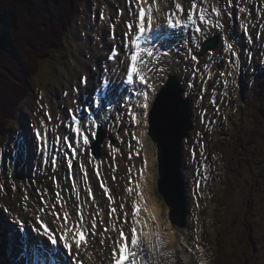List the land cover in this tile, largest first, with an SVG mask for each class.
Masks as SVG:
<instances>
[{
    "label": "snow or ice",
    "instance_id": "snow-or-ice-1",
    "mask_svg": "<svg viewBox=\"0 0 264 264\" xmlns=\"http://www.w3.org/2000/svg\"><path fill=\"white\" fill-rule=\"evenodd\" d=\"M125 9L117 10V19L109 24V39L117 40L116 27L121 16L127 12L128 19L124 21L121 44L119 48L113 44L109 50L107 61L118 62L117 67L109 68L107 62L102 65L99 79L101 83L94 89L90 103L79 105L76 99L73 103L76 107L67 109V116L58 121L55 127L49 128L54 117L48 111V105L41 104L43 97L38 98L37 105L43 110L40 127L33 128L35 151L39 154L43 164L51 167L53 172L60 167L61 162L66 163L68 175L66 179L71 183V191L77 200L81 201L76 206L75 213L67 208V197L63 195L67 189H63L55 176L52 177L57 189L54 193L55 200L46 199L49 193L47 189L43 192L37 190L38 203L30 205V198L26 194L21 204V212L31 213L29 218L16 216L7 223V227L0 225V242L7 241L13 248L14 258L26 257L22 264H85V257L90 261L100 258V264L107 261L108 264H159L163 259L167 264H182L181 258L177 257L174 251H162L167 246L166 241L160 238L158 231H144L148 227L145 221L140 219L141 205L136 201L131 204V213L124 212V203L118 207L113 205L117 201L111 195V190L103 179L99 167L95 170V175L100 179V188L109 202L106 213L108 221L115 215L116 223L109 226L108 222L100 215L99 205L96 204V197L87 181L88 170L81 161L78 165L80 173L85 181L83 190L87 193V198L81 196V186L74 174V161L80 160L85 154L91 155L92 142L97 140L99 133L103 130L105 123L109 120L119 125L127 117L133 124L147 127L151 117L159 115L161 121L168 118V111L164 107L163 101L168 92V71L165 65L176 63L172 57L173 50L179 55L181 47L188 43V37L177 34V30L183 32L189 24L192 26L191 41L195 45V50L201 48L200 38L208 39L210 35L221 34L222 52L220 55L230 54L228 63L235 64L240 53L237 51L238 42L231 36L230 29L226 26L229 18L233 14H246L240 20V29L246 37L248 44L264 42V0H192L187 15L184 17L185 9L179 2L174 3V10L167 13V23L160 25L155 23L154 13L159 12L158 0H125ZM255 11V17L249 21ZM100 19L111 20L104 11L100 12ZM216 30L211 32L210 30ZM251 29H258L253 35ZM179 41L180 43H177ZM209 59H213V50L209 49ZM123 56L124 59H120ZM184 60H189L194 64H199L197 54L193 48L188 47L183 56ZM249 61L251 56L248 57ZM264 63V61H262ZM120 65H123L121 74ZM205 69L209 64L204 65ZM95 71V69H93ZM199 68L193 70V77L197 76ZM232 71H219L220 81L225 88L228 87L227 77L233 76ZM211 79V73L208 75ZM207 83V81H202ZM233 84L236 82L233 80ZM88 77L82 76L79 86L73 88L77 94L81 91V86L87 87ZM188 87H194L189 81ZM206 88H201V95L198 99H203ZM213 98L210 104L215 107L219 114V107L215 99L216 89H212ZM67 92L64 96H68ZM226 95V93H225ZM115 108L116 115L111 113ZM95 109V110H94ZM121 109L125 111L121 113ZM81 113L84 115L82 116ZM207 116V109H202L201 122ZM211 123V122H209ZM63 129V134H61ZM127 134V132H126ZM140 137L144 132L139 133ZM136 143L143 147L140 139L132 133ZM123 142V141H121ZM19 146V145H18ZM112 148L111 142L108 144ZM131 148V143H129ZM117 149L113 148V151ZM139 155V151L136 152ZM193 159L196 157L195 150L191 153ZM131 159V153L129 154ZM147 166V158L144 160ZM114 166L113 170H116ZM139 175L143 177V169ZM128 187L126 192L131 195L134 191L132 185L138 189L140 185L133 180L131 168L128 169ZM116 179L115 176L112 177ZM0 187H3L0 185ZM15 189V185H13ZM140 196L141 201L143 195ZM96 207V212H89L86 217L85 208ZM4 212L9 209L4 208ZM144 211H147L145 208ZM10 214V212H9ZM131 215V220L129 219ZM152 220L156 216L149 212ZM124 225H130L125 230ZM118 235L113 236L112 233ZM153 235L156 239L153 242ZM98 245V248H97ZM153 254L156 260L153 259Z\"/></svg>",
    "mask_w": 264,
    "mask_h": 264
},
{
    "label": "rangeland",
    "instance_id": "rangeland-1",
    "mask_svg": "<svg viewBox=\"0 0 264 264\" xmlns=\"http://www.w3.org/2000/svg\"><path fill=\"white\" fill-rule=\"evenodd\" d=\"M164 5L157 13L159 18L161 19V24L165 25V18L166 13H168V10L174 8V3L178 2V0H164ZM224 0H221V3H223ZM191 3V2H190ZM41 4V2H40ZM105 4V7L107 4L112 9V12L115 13V10L117 7L122 6L123 8H127V5L125 3V0H79V6L78 9L73 17H71L70 21V30L69 34L65 37L66 38V45L61 46L57 53H51L47 58H42L41 66L39 65V70L35 72V76L33 77L32 74L26 77L27 82L24 83L26 91L25 96H20L19 100L17 101L18 110L15 111V114H13L12 117H10L6 123L5 128H3V132L5 133V138L3 139V143L1 146H3L0 149V158H1V166H0V185H5V190L9 191L10 186L15 185V187L19 186L21 189L22 186H27V188L30 190L32 195V200H30V205L32 203H38L37 197V190L39 188H44L45 186H52V175L55 174V177L57 178L58 174L61 175L64 178L66 185H71L68 179H66V168L65 163L61 162V165L59 168L56 169L55 172L51 169V167L47 164H43L41 161V158L38 153L35 151V143L34 138L32 134V128L36 126L38 120H40L39 114H43V110H40L37 105V100L40 97H43V99L40 101L41 104H46V102L49 103V109L50 112L52 110L53 117L59 116L62 118V115L67 114V108L69 105H71V99L65 98L62 96V89H67L69 91L72 90V87L75 86V84L79 81V75H80V68L76 65V61L80 58H84V56H87L86 58L90 57V54H88L87 49L82 47L81 43L86 40H90L94 42L95 38L97 37L95 34H93V29L97 28L98 25H102L101 21H99V14L97 11H99L98 6H101ZM122 4V5H121ZM42 6V5H41ZM51 6V5H50ZM186 8V4L184 3V9ZM123 15V19H125ZM253 19V15L249 17V21L251 22ZM229 23V19L227 21ZM104 26V24H103ZM232 30H233V36L236 38L239 45L244 48L245 46L248 48H252L257 42L253 44H248L246 41L245 36L241 33V29L239 28L238 23L231 24ZM22 29H19V32L22 33ZM211 32H215L216 30L212 29ZM90 33V34H89ZM107 29L105 32L106 37ZM192 35H196L192 32H190ZM89 34V35H88ZM178 35L184 36L183 34ZM219 33H216L215 35H218ZM210 35L209 37L215 36ZM69 36V37H68ZM188 41L189 43L187 47L182 46L180 50V56L176 54L172 55L176 63L171 64L170 66H167V71L169 73L174 74L178 80L180 81V86L183 95L187 94L190 101V108L192 105V121H193V129L189 132V136L187 139V143H192L197 146L196 151V157L193 159L189 155V148L184 146L181 147L182 151V172H183V178L186 179L185 186H186V198H187V220L186 225L184 227H174L176 231L179 232V236L182 239L189 240V245L193 244V241L195 240V236L197 234V231L194 229V220L197 221L199 226H202L203 233L206 234L207 240L210 242V230L209 227H211V223L213 221V215L215 216L216 211L218 208H216L217 204L215 202V198L224 197L225 193L222 192V188L220 186V178L223 173L222 168V161L220 160L219 154L217 153L218 149H216L213 144L216 143L218 140L222 141L221 144L224 145L225 142H227V138H231V135L233 134V127L235 124V120L239 115H241V118L243 121H247L251 124L252 119L247 118L244 116L245 114V106L243 107L242 99L247 97V99L250 98V91L251 87L256 86L255 84H252L253 80V74L256 70V68L260 69L259 67L262 66L263 59V53H260L261 51H264V42H260L259 49H257V57H254V66L255 68L249 66V70L245 73V75H241L236 77L234 74L233 76L228 77L229 84L228 87L225 88L224 86L217 88L216 96H219L220 94H223L220 96L219 99H217V106L219 107V114L216 113L215 107L210 104V97L207 94L203 95V99L200 100L198 97L201 95V88H206L207 91H210V87L217 84V79L214 77H211V79H208V69L204 68V65L207 62H213L220 63L221 66L225 65V71H233V64L228 63L229 61V54L220 55L222 52L223 45L221 43V40L218 38V41L216 42L217 46L215 48V53H213L214 58L209 59L208 52H204L202 55L198 56L199 64L194 65L190 59L184 60L183 56L186 53V49L188 47L193 48L195 54L197 50H195V45L191 41V35L188 34ZM205 39L200 38L197 42H203ZM264 40V37L262 38ZM109 42V41H108ZM177 43H180L177 41ZM19 44V42H18ZM110 44V43H108ZM257 47V45H256ZM68 50H71L70 52ZM107 52V49H106ZM105 51L99 59L97 60V64H99L100 58L102 59L105 56ZM86 54V55H85ZM69 55V56H68ZM82 56V57H81ZM69 57V58H68ZM208 64V63H207ZM195 68H199V72L197 73V76L194 78L192 73ZM65 71L68 72V74H65ZM221 71V70H220ZM84 72V71H82ZM99 72V71H97ZM66 75V76H65ZM73 76V77H72ZM34 79V80H33ZM64 79V80H63ZM78 79V81H77ZM67 81H70L71 87L68 86ZM95 82H98L97 73L94 77ZM207 81V83H202V81ZM235 81L236 83L233 84L232 81ZM17 81V79L13 80ZM65 81V82H64ZM191 81L194 84V87L189 88L188 82ZM64 82V83H63ZM75 82V83H73ZM17 84L16 82H14ZM239 83L241 84L242 88L239 89V95L237 101L233 102V109H230V105H226L225 100L230 97V95H233V91L237 90L236 88L239 87ZM220 85V83L218 84ZM43 88V91H39V88ZM63 87V88H62ZM38 88V90H37ZM71 88V89H70ZM225 88V91L223 90ZM184 91V92H183ZM85 92H83L84 94ZM226 93V95H225ZM63 97L64 100L60 103H57V98ZM27 99V100H26ZM198 104L201 107V110H198V107L195 105ZM242 103V106H241ZM249 103V102H248ZM61 105V106H60ZM67 105V106H66ZM54 109H53V108ZM59 107V108H58ZM204 107H207V116L203 122H201L200 116L202 109ZM243 107V112H242ZM210 109V110H209ZM222 109H225V111L221 112ZM55 111V112H54ZM239 111V112H238ZM66 112V113H65ZM231 112V116L229 113ZM65 113V114H64ZM57 114V115H56ZM37 117V118H36ZM226 117V120L222 121L223 118ZM35 118V119H34ZM38 119V120H36ZM211 122V123H209ZM129 123V122H128ZM209 123V124H208ZM215 124V125H214ZM214 125V126H213ZM213 126V127H212ZM127 129L130 128V126L126 127ZM115 129L117 131L120 130L119 126L115 124ZM213 129V130H212ZM123 135L125 136V133H129L128 130L122 129ZM126 132H125V131ZM125 132V133H124ZM19 135H24L26 140V149L21 144L19 148L23 151L21 153V159L19 162V166L17 168H13L10 166V159H11V150L14 148L15 139ZM109 139L110 142L116 143V137L113 131H105L101 135V139L99 140L98 144L100 145L99 152L104 153L106 148H108L105 145L106 139ZM148 141L152 147L153 154L150 157V163L152 165V176H151V196H155L157 199V202L162 207L164 216L167 218V211L168 206L162 199V197L158 194L156 189V178L157 175V149L156 144H153L150 139L148 138ZM126 144L129 146V137L126 138ZM231 143L229 142V145ZM18 145V144H17ZM17 147V146H16ZM15 147V149H16ZM260 149H257L259 148ZM24 148V149H23ZM257 150H254L257 157L253 154L251 161H253V166L255 168V172H258L261 170V165L264 162V140H258V143H256ZM204 150L202 153H199V151ZM234 150L240 151V145L236 147ZM35 152V154H34ZM239 158V156H236ZM30 160V161H29ZM83 162H85V158H82ZM198 161L204 162V165L209 167L208 170L203 169V171L196 170V167L198 165ZM236 161V160H235ZM247 171L245 172L247 174V177L249 179H253V173L254 171L250 170V167H247ZM134 172L136 169H132ZM28 173L27 177L24 178V174ZM105 173V172H104ZM244 173V174H245ZM117 174H122L121 179H119L117 182L113 183V186L116 188V192L119 190V187L122 185L123 187V180H127L128 174L123 175V172H116ZM240 177V183L243 182V175ZM264 171L262 172L261 181H264L263 178ZM107 174L105 173V176ZM131 175L133 173L131 172ZM76 179L78 182L81 181V174H76ZM91 177V174H88V178ZM84 181V179H83ZM52 182V183H51ZM233 182H236L235 179H233ZM42 183V184H41ZM39 184V188L38 185ZM117 184V186L115 185ZM187 184V185H186ZM3 187H0V190H2ZM118 189V190H117ZM68 193H70L69 188H67ZM252 192L255 191V189H250ZM40 191V190H39ZM126 191V190H125ZM247 189H241L234 188L233 192L229 194V196H226L227 199H229V203H227V210L229 212L230 210L235 214L240 209L245 210L248 206H246L245 203V193ZM42 192V191H40ZM27 194L26 189L23 188L22 190L18 191H10L9 193H6L5 191L0 192V203L3 204L2 209L0 212L2 213L3 220L7 223L11 222L13 218L16 216H21L24 218L25 215H27L29 218L31 217V213L24 214L21 212V204L23 197ZM117 194V207L120 203H124L127 199H129L131 203L132 195H129L128 193H124L123 191H118ZM74 195V193H73ZM105 198V204L106 207L108 205V200L105 195H102ZM210 196V198H209ZM73 197V196H72ZM83 197V196H82ZM214 197V200H213ZM233 198V200L230 202V198ZM22 199V200H21ZM74 201V200H72ZM96 201H99L96 200ZM264 201V199H263ZM224 203V202H223ZM78 203H76L74 206H77ZM99 208H101V200L99 203ZM109 206V205H108ZM131 206V204H130ZM4 207H7L9 209V212H4ZM116 207V206H115ZM75 208V207H74ZM76 209V208H75ZM222 209H225V206H222ZM96 208L91 212H96ZM124 212H127L123 209ZM251 209H249L247 214H249V219H254L256 217L255 215H252ZM226 213L229 217V214L222 210L221 216ZM199 215V216H197ZM201 215V216H200ZM258 218V217H257ZM262 216L259 217L261 220ZM258 221H255L257 223ZM112 224H115L113 222ZM259 229V228H258ZM231 237V233L227 234V236ZM229 238V237H227ZM234 240L233 238L231 239ZM180 241V240H179ZM178 242V240H177ZM188 245V246H189ZM194 245V244H193ZM195 249V248H194ZM262 253V249L259 250ZM11 257H12V264H18V262H14V256H13V249L10 250ZM187 253V251L184 248L180 249V254ZM259 253H256L253 255L254 264H264V258L258 257ZM198 258H201L200 255ZM252 258V259H253ZM256 259V260H255ZM203 261V259L201 260ZM183 264H186V261L183 260ZM188 264V263H187ZM190 264H195L192 261H190ZM253 264V263H252Z\"/></svg>",
    "mask_w": 264,
    "mask_h": 264
},
{
    "label": "trees",
    "instance_id": "trees-1",
    "mask_svg": "<svg viewBox=\"0 0 264 264\" xmlns=\"http://www.w3.org/2000/svg\"><path fill=\"white\" fill-rule=\"evenodd\" d=\"M76 11L77 0H0V140L4 135L2 130L5 128V122L15 114L19 97L26 94L24 91L26 77L40 69L42 58H47L51 53L58 52L70 29L71 17L75 15ZM19 29H22V33L19 32ZM15 79L17 81H13ZM261 79L257 80L258 88L250 97V104L246 105L252 111V125L246 129L244 134L233 133L227 141V145L216 143L221 155L227 160L224 164L226 169L223 182L225 195L220 197V200L226 204L229 203V199L226 198L228 186L231 190L235 188L231 184L233 176L242 169L245 170L246 167L254 170L251 153L254 152L258 140H264V79L263 81ZM258 116L259 118H257ZM228 142L241 147L236 164L233 150L229 149ZM241 151L248 153L245 155L242 152L240 155ZM260 168L264 171V162ZM240 176L241 174L238 175V177ZM257 178L258 175L254 181L249 179V184L256 185L257 193L264 197V188H261L264 181L260 184L257 182ZM257 204L258 200L252 198V191L249 188L246 194V206L250 209ZM260 205L262 206L260 207L262 216L264 204ZM234 218L239 219L241 242L246 244L245 251L249 246L255 250L264 248V242L258 244L256 240V238L264 240V233L260 237H254L255 230L251 227L254 226V223L248 219L247 211L242 209L236 212ZM261 221L263 223L264 220ZM0 225H2L1 222ZM5 244L6 241L0 242V254H3ZM217 254L221 256L220 248H218ZM252 256L249 258L250 260H252ZM217 264L224 263L222 260H218ZM226 264L234 263L228 261ZM236 264H241V258L236 261Z\"/></svg>",
    "mask_w": 264,
    "mask_h": 264
},
{
    "label": "bare ground",
    "instance_id": "bare-ground-1",
    "mask_svg": "<svg viewBox=\"0 0 264 264\" xmlns=\"http://www.w3.org/2000/svg\"><path fill=\"white\" fill-rule=\"evenodd\" d=\"M179 3L184 8V3L182 4L181 1ZM163 5H164V3L161 0H158V7L159 8H162ZM121 8L126 10V8H123L122 6H121ZM104 12H105V15L107 17H110L111 18V20H104V21L101 22L102 25H98L97 28L93 29V34H95L97 36L95 38L94 42L85 39V41L81 43L82 47L84 46V48L87 49V52H88V54H90V57L86 58L87 56H84V58H82V59L80 58L79 59L81 61H76V65L81 70L80 74H85V75L88 76V83L89 84L93 81V77L96 75V73H98L97 71H99V76H100V73L102 71V65L105 62H107L108 67L110 69L113 68V67H117L118 66V62H116V61H107L108 55H106V54H105V57L103 58V60L100 61L101 66L97 64V60L99 59V57L101 56V54H103V52L105 51V49L111 47V46L108 45V43H109L108 41H110V43H112V45L113 44H116L117 47L119 48V46H120L119 40L122 37V32H121V35L120 34L117 35L118 36V39L117 40H109V39L107 40V38L105 37L104 34L106 32V29L109 32V30H110L109 24H110L111 21H114V19L111 17L112 9L110 8V6H107L106 8H104ZM112 13L115 16L114 12H112ZM125 15H127V12L126 11H125ZM154 15H155V13H154ZM186 15H187V13L184 12V17H186ZM155 20H157V19H155ZM103 24H104V26H103ZM118 25H119V23L117 24V26ZM117 34H118V32H117ZM106 36H107V33H106ZM107 50H109V49H107ZM120 59H124V57L121 56ZM119 67L121 69V74H123V65H120ZM93 69H95V71H93ZM82 71H84V72H82ZM65 74H68V72L65 71ZM169 75L171 77L170 78V81H173L174 83H177L176 81H174V79H177L178 80V78L174 74H172V76H171V73H169ZM77 81H78V79H77ZM98 81H99V79H98ZM65 83H67L68 86H69L71 82L66 80ZM73 83H75V82H73ZM92 83H94V82H92ZM88 91H91L89 85H87L86 88L85 87H82V93L77 94V95H74L72 98H71L70 95L69 96H63V97L70 98L71 101H72L73 98H76V99L78 98V99L81 100L83 97L86 96V95L83 94V92L87 93ZM63 97L57 98V103H60L61 101H63L64 100ZM68 107L72 108V105H69ZM57 117H59V116H57ZM61 117H64V116L62 115ZM42 118H44L46 120L45 117H42ZM60 119L63 120L62 118H60ZM36 120H38V119H36ZM128 122L129 121H127V123ZM55 123H57V120L56 119H55ZM123 123H125V120L122 122V124ZM129 123H130L131 127L133 128L134 133L136 134V137L138 139H140L141 144L143 145V147H134L133 150H136V152L139 151V154H140V152L143 153L144 156H146V157L152 155L151 147H150V144H149V142L147 140V128L150 127V129H151V123H149L147 127H143V126H140V125H135L131 121ZM122 124L119 125V128L124 129L123 126H122ZM48 126H49V124H48ZM38 127H40V123H39V126ZM141 131L144 132V136L143 137H140V135H139V133ZM103 132H104V128H103V130L100 133H103ZM118 132H120V130ZM128 132H129V134L131 133L130 131H128ZM119 136L120 137L121 136H124L123 135V131L120 133ZM93 143H94V141L92 142V144ZM115 145H116V149H117L116 151H113V148H114L113 146H112V148H106L105 151L103 150L105 163H103L101 161V159L99 158V165H100L99 171L101 173L103 171L105 172V169L107 167V169L109 171H111L112 173H114V174L116 172H123L124 173V167L126 165H129L130 168L137 170L139 168L138 167V164L142 160L141 159V156H138V157H134L133 156V158L129 159V157L126 155L127 148L125 147L124 142L121 143L122 148H120L119 142L117 144H115ZM34 154H35V152H34ZM108 154H109V156H108ZM131 160L133 162H131ZM90 166L92 168H94V162L93 161L90 162ZM114 166H118V167H116V170L115 171L113 170V167ZM143 173H144L143 174V177L140 176V178L139 177H136L134 174L133 175L135 176V181L140 185V187L138 188L141 191L140 193H142L143 197H145V199L143 201H141V198H139V201L137 202V203L141 204V206H142L141 214H140V219L142 221H145L147 223V225H148V227H146L144 229V231L151 230V231L155 232L157 230V225H158L159 226L158 231L160 233V238H162L164 241L168 242L167 243V246H171L169 249L176 250V246L183 247V244L177 238L176 231L174 229H171V226H170L171 223L169 222L168 219L164 218V214H163L162 207L159 205V203L157 202L156 198L153 197V196H151V193H150V190H151L150 175H152V173L150 172V169H149V165L148 164H147L146 167H143ZM106 184H107V186L111 190V195L113 196V198H115V194H116V191L115 190H116V188L113 186V183L110 182V181H107ZM93 187H95V183L92 184V188ZM94 194H95V197L98 195V192L96 191V188L94 190ZM105 208H103V210L101 211L100 215L108 222L109 226H111L113 222L116 223V220H115V215L116 214L113 215V219L111 221H108V218H107V215H106V213H107L108 210L105 209ZM145 208L147 209V211H144ZM92 210L93 209L90 208L89 212H91ZM126 211L129 214L131 213V206L130 205H127ZM149 212H151L152 214H154L156 216V220H152L150 218ZM84 214L87 217V215H86L87 214V211L86 210L84 211ZM125 230H126V228H125ZM112 235L113 236H116V235H118V233L116 234V232H113ZM154 238H156L155 235H153V240H154ZM177 240H178V242H177ZM97 248H98V245H97ZM164 251H169V250H164ZM182 258H186V255L182 254ZM192 260H194V259L192 258ZM160 261H159V264H162ZM85 264H100V258H99V256H97L95 258V260H91L90 261L87 257H85ZM104 264H108V262L107 261H104Z\"/></svg>",
    "mask_w": 264,
    "mask_h": 264
},
{
    "label": "water",
    "instance_id": "water-1",
    "mask_svg": "<svg viewBox=\"0 0 264 264\" xmlns=\"http://www.w3.org/2000/svg\"><path fill=\"white\" fill-rule=\"evenodd\" d=\"M208 43L204 49L213 47ZM169 115L161 121L159 115L151 117V135L159 144V191L172 207L170 218L173 222L183 224L185 204L182 197L183 186L180 183V145L183 137L191 129L186 101L179 98L173 81L168 83V92L163 101Z\"/></svg>",
    "mask_w": 264,
    "mask_h": 264
}]
</instances>
